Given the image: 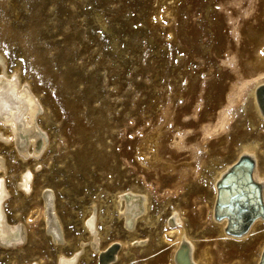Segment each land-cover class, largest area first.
<instances>
[{
  "label": "rangeland",
  "instance_id": "rangeland-1",
  "mask_svg": "<svg viewBox=\"0 0 264 264\" xmlns=\"http://www.w3.org/2000/svg\"><path fill=\"white\" fill-rule=\"evenodd\" d=\"M263 3L0 0V53L38 93L37 122L49 138L26 197L13 185L22 163L0 143L6 219L23 230L19 244H0V264H55L57 252L85 237L82 215L92 202L102 244L122 242L111 264H174L178 231L168 221L177 213L200 264H256L264 226L223 237L210 206L214 170L240 145L258 142L264 171V122L249 110L250 91L264 80ZM46 185L62 245L42 225ZM126 188L148 198L131 229L113 208ZM132 236L142 243L129 246ZM94 262L90 251L78 260Z\"/></svg>",
  "mask_w": 264,
  "mask_h": 264
},
{
  "label": "bare ground",
  "instance_id": "bare-ground-1",
  "mask_svg": "<svg viewBox=\"0 0 264 264\" xmlns=\"http://www.w3.org/2000/svg\"><path fill=\"white\" fill-rule=\"evenodd\" d=\"M262 5H264V3ZM259 22L261 21L257 23ZM5 62L6 59L2 53H0V89L3 90L0 91V97L3 98L4 115L7 117L6 123H0V143L5 144L9 150L13 151L15 157L22 163L16 172L13 185L21 196L26 197L33 189L36 175L42 171L41 157L49 144L48 134L44 132V129L40 128L37 122V117L44 110V105L31 84L26 79L20 77L18 68L14 67L8 71ZM249 110L254 117L264 122V80L256 82L251 89ZM250 125H252L251 122ZM257 143L258 142L253 141L240 145L234 157L229 162L223 164L218 169L216 167V170H214L210 216L212 217V221L217 222L219 232L223 237L237 239L236 237L225 234L227 218L224 217V214L230 215L231 218L244 217L246 215L240 213V210L245 206L243 197H234L229 204V208L224 209V213H218L222 206L221 201L218 207H215L218 193L222 192V185L220 184L221 178L241 157H248L254 163L252 178L260 185L261 200L264 207V171L260 170L258 165L256 153ZM5 161L6 159L4 160L2 155H0V244L6 247L15 242L18 243L17 241H22L23 230L22 226L18 224L19 220L10 223L6 219L5 209L6 204H8L7 199L11 192L6 184L8 173ZM245 167V165H242L239 171L246 172V169H244ZM242 176H244L243 173ZM228 188L230 189L231 187L228 186ZM118 194L122 195H119V198H114L113 208L116 216L124 223L123 225L127 229H131L132 226H134L133 224L136 220V216L139 214L142 215L148 208L147 194L131 188L130 190L129 188L121 190ZM245 195L247 196V194ZM251 197L253 198V194H251ZM39 198L41 201L42 225L46 228L47 235L51 242L55 245H62L65 242L62 235V225L56 215V200L53 189L47 185L43 186L39 191ZM253 200L254 199H252V201ZM250 208L252 210H250V214L248 212L249 217H253L259 213L255 203H252ZM220 215L222 218H220ZM182 223L179 213L168 221L169 226L172 228L175 227L174 229L178 231V238L175 244L176 252H174V264H200L194 256L193 243L188 240L186 233H184L185 231L181 229ZM259 223L264 226V217L255 218L245 235L252 232ZM97 224V207L96 203L92 202L90 206L83 211L82 215L81 225L85 237L78 239L71 251L67 254L60 251L57 252L55 264H61L62 261L64 264H79L78 260L88 251L95 254L94 264H111L114 259H116L122 242L120 240H111L103 245V237L97 228ZM179 240H182L180 245ZM127 242L129 246H132L131 243H133V245H140L142 243L136 236L130 237ZM113 245L118 246V250L113 253V260H109L112 257L110 254L103 258V255L111 249ZM263 250L264 241L260 247L256 264H259Z\"/></svg>",
  "mask_w": 264,
  "mask_h": 264
},
{
  "label": "water",
  "instance_id": "water-1",
  "mask_svg": "<svg viewBox=\"0 0 264 264\" xmlns=\"http://www.w3.org/2000/svg\"><path fill=\"white\" fill-rule=\"evenodd\" d=\"M244 161H246V162H249L250 163V168H249V182H253L252 181V178H251V173H252V170H253V164H252V162H251V159L250 158H248V157H241V158H239V160L231 167V169H233V168H237V167H239ZM230 169V170H231ZM259 188V191H260V186L258 187ZM259 216H256V217H254V219L255 218H258ZM116 252V247H112L111 249H109L106 253V255H108V254H110L112 257L109 259V260H113V253H115ZM105 255V256H106ZM104 256V255H103ZM104 256V257H105ZM103 257V258H104Z\"/></svg>",
  "mask_w": 264,
  "mask_h": 264
},
{
  "label": "snow or ice",
  "instance_id": "snow-or-ice-1",
  "mask_svg": "<svg viewBox=\"0 0 264 264\" xmlns=\"http://www.w3.org/2000/svg\"><path fill=\"white\" fill-rule=\"evenodd\" d=\"M0 91H3L2 89H0ZM4 101L3 98L0 97V123H6L7 122V117L4 115V107H3ZM27 177V174H26ZM61 264H64V262L62 261Z\"/></svg>",
  "mask_w": 264,
  "mask_h": 264
}]
</instances>
